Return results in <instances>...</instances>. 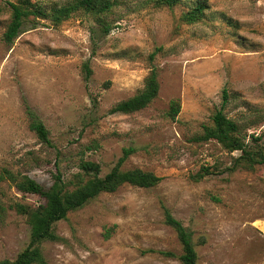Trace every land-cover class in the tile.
<instances>
[{
	"label": "rangeland",
	"instance_id": "374dc122",
	"mask_svg": "<svg viewBox=\"0 0 264 264\" xmlns=\"http://www.w3.org/2000/svg\"><path fill=\"white\" fill-rule=\"evenodd\" d=\"M71 1L0 0V173L27 175L46 189L61 175L74 190L81 161L98 163L104 177L133 149L121 169L162 180L150 188L124 184L69 212L55 224L60 239L42 243L47 264H182L166 208L193 234L199 264H263L264 163L231 170L241 151L197 138L224 108L248 150L264 153V0H182L174 7L117 0L107 13L79 10L56 21L55 10ZM200 1L204 14L186 22L183 14ZM10 3L41 11L12 44L3 39ZM103 22L111 28L106 35ZM153 68L159 96L142 110L112 113ZM175 99L181 108L172 119ZM32 114L51 144L31 129ZM0 203L7 208L0 261L14 260L31 228L10 206L46 199L6 180Z\"/></svg>",
	"mask_w": 264,
	"mask_h": 264
},
{
	"label": "trees",
	"instance_id": "16d2710c",
	"mask_svg": "<svg viewBox=\"0 0 264 264\" xmlns=\"http://www.w3.org/2000/svg\"><path fill=\"white\" fill-rule=\"evenodd\" d=\"M159 6L174 7L182 0H155ZM117 4V0H73L68 5L56 9L53 16L56 21L67 19L76 11H87L98 14L107 13ZM207 5L200 1L193 8L183 14L186 22L198 21L204 14ZM12 19L9 23L3 39L6 43L12 44L22 32L25 21L30 15L40 14L39 9L25 8L19 4L10 3ZM102 32L106 35L111 28L106 23H101ZM156 52L150 55L154 60ZM90 72V71H88ZM160 82L157 68H153L145 79L144 87L134 96L123 100L112 107V113H132L148 107L160 93ZM228 91L223 92V107L228 103ZM180 102L175 99L171 102L168 115L175 119L180 113ZM30 127L36 132L39 139L47 144H51L49 130L45 124L32 114ZM199 141L216 140L230 152L241 151L242 155L235 160L231 170L239 167L254 168L255 164L264 163V153H254L247 148L245 139L241 136L239 123L228 117L224 108L220 109L213 116V125L206 126L202 135L197 138ZM257 140V139H256ZM133 149H126L124 155L118 160L115 167L104 177H100L101 166L93 161H81L80 167L83 173L77 174V188L69 190L61 175L56 176L54 184L46 189L43 188L33 178L16 174L9 170L0 173V183L10 181L16 188L26 194H38L46 199V203L37 207H31L22 203L11 205L18 213L25 215L31 228V238L26 248L14 259H3L0 264H47L43 252L42 243L44 241H57L60 238L55 232V224L67 218L68 213L85 206L88 202L98 197L103 192H115L124 184L137 187L150 188L158 185L162 177L141 169L123 171V163ZM88 179H84V176ZM201 177L203 176L200 175ZM7 208L0 203V220L5 216ZM165 221L177 233L181 242L183 253L180 256L182 264H199L198 253L193 241L191 231L174 215L165 209ZM164 254L173 256V253ZM264 264V263H263Z\"/></svg>",
	"mask_w": 264,
	"mask_h": 264
}]
</instances>
